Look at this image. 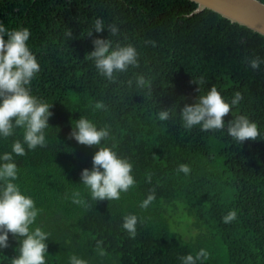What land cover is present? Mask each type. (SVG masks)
<instances>
[{"label": "trees", "instance_id": "trees-1", "mask_svg": "<svg viewBox=\"0 0 264 264\" xmlns=\"http://www.w3.org/2000/svg\"><path fill=\"white\" fill-rule=\"evenodd\" d=\"M196 9L193 0H0V22L30 29L28 44L40 64L30 87L51 103L47 144L14 157L17 183L40 209L36 225L50 233L46 264H68L71 255L87 264H181L180 256L200 248L209 256L197 264H264V138L238 146L226 132L184 129L178 115L155 118L163 108L178 113L215 85L225 98L239 90L244 99L233 114H248L264 132V65L246 63L264 57V35ZM96 17L117 24L118 33L88 36ZM94 36L135 45L138 66L111 81L99 76L86 59ZM79 116L110 126L103 143L132 163L136 184L119 200H91L79 182L98 148L71 138ZM231 118L229 112L223 119ZM20 138L22 129L0 139V152ZM181 163L188 174L177 171ZM74 191L88 208L72 202ZM149 192L155 199L140 208ZM230 209L237 217L225 223ZM129 213L137 216L134 237L121 226ZM98 240L106 255L98 254ZM15 245L10 235L0 264H11Z\"/></svg>", "mask_w": 264, "mask_h": 264}, {"label": "clouds", "instance_id": "clouds-1", "mask_svg": "<svg viewBox=\"0 0 264 264\" xmlns=\"http://www.w3.org/2000/svg\"><path fill=\"white\" fill-rule=\"evenodd\" d=\"M104 29L110 36H115L119 31L117 24H106L104 18L96 17L87 35L93 36V32L100 33ZM30 35V29L26 26L9 28L0 22V139L13 136L17 129H22V138L13 140L11 150L0 152V250L9 246L11 235L16 241L17 252L11 258V264H46L47 240L50 237L48 231L36 225L40 209L32 196L17 183L19 169L14 158L25 155L26 149L47 144L46 129L52 115L51 103L34 95L30 87L40 72L36 54L28 44ZM65 35L71 37L72 34L68 31ZM91 43L93 48L87 52L86 59L92 62L99 76L109 81L115 79L116 74L127 72L130 66L135 68L139 64L140 54L132 43L114 42L111 38L100 36H94ZM246 63L248 67L258 69L264 65V57H246ZM203 82L204 78L201 77L199 83ZM136 83L143 86L144 77L137 76ZM243 99L239 90L234 91L230 98H225L215 85H211L197 95L194 102L184 103L178 113L172 108H163L155 112V118L166 121L178 115L184 129L198 126L204 132H226L231 141L240 146L245 140L264 138V132L248 114H233ZM95 107L102 109L104 105L98 102ZM229 112L232 118L226 122L223 118ZM74 121V124L71 122V138L83 145H98L91 157V167L81 169L79 182L87 189L91 200H119L122 193L136 184L132 163L119 155L114 145L103 143L111 136L110 126H98L85 116H79ZM177 171L188 174L190 167L181 163ZM146 179L150 180V175ZM154 199V193L149 192L140 201L139 207L147 208ZM71 200L83 208L90 206L80 191L72 192ZM236 217V210L230 209L222 219L230 223ZM121 226L129 236L134 237L137 216L132 213L125 215ZM101 243L96 241V250L99 255H106ZM208 256L209 252L200 248L195 255L187 253L179 260L181 264H197ZM68 264L87 262L71 255Z\"/></svg>", "mask_w": 264, "mask_h": 264}, {"label": "water", "instance_id": "water-1", "mask_svg": "<svg viewBox=\"0 0 264 264\" xmlns=\"http://www.w3.org/2000/svg\"><path fill=\"white\" fill-rule=\"evenodd\" d=\"M197 11L212 9L232 22L264 35V2L261 0H193Z\"/></svg>", "mask_w": 264, "mask_h": 264}]
</instances>
